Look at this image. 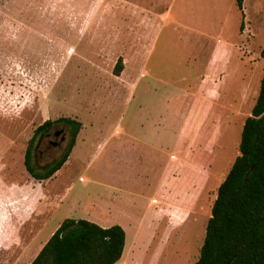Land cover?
Masks as SVG:
<instances>
[{
    "label": "rangeland",
    "instance_id": "374dc122",
    "mask_svg": "<svg viewBox=\"0 0 264 264\" xmlns=\"http://www.w3.org/2000/svg\"><path fill=\"white\" fill-rule=\"evenodd\" d=\"M263 47L264 0H0V264H30L67 218L122 226L115 264H195ZM59 117L83 128L38 180L26 150Z\"/></svg>",
    "mask_w": 264,
    "mask_h": 264
},
{
    "label": "trees",
    "instance_id": "16d2710c",
    "mask_svg": "<svg viewBox=\"0 0 264 264\" xmlns=\"http://www.w3.org/2000/svg\"><path fill=\"white\" fill-rule=\"evenodd\" d=\"M244 1L235 0L238 10H243ZM260 57L264 59V47ZM122 67L119 58L114 74L119 75ZM60 124L69 128L70 141L66 151L50 168L38 171L31 164V147L26 150V169L38 180L52 177L64 165L83 128L77 119H47L36 129L30 146L37 135ZM125 239V230L118 224L101 227L89 220L67 218L30 264H115L122 257ZM228 263L264 264V73L251 114L242 127L239 155L217 188L195 262Z\"/></svg>",
    "mask_w": 264,
    "mask_h": 264
},
{
    "label": "water",
    "instance_id": "95a60500",
    "mask_svg": "<svg viewBox=\"0 0 264 264\" xmlns=\"http://www.w3.org/2000/svg\"><path fill=\"white\" fill-rule=\"evenodd\" d=\"M52 134H54L55 136H56V138H59L60 137V135L61 134H63V136H61V138H59V143H60V145L65 141V138H66V133H65V131L63 130V129H59V130H55L54 132H51ZM68 134H69V141H70V131L68 132ZM53 138V136L51 137V139ZM42 139H43V135H42V133H40L38 136H37V138H36V140H35V142H34V146H33V148H32V151H31V153H32V161H33V163H35L36 164V167L37 168H43L39 163H38V161H37V151L39 150V149H42V146H43V142H42ZM44 140H48V139H44ZM43 140V141H44ZM69 141H68V144H69ZM42 143V144H41ZM68 144H67V146L65 147V149L62 151V153H59V155L58 156H62L63 155V153L66 151V149H67V147H68ZM59 145V146H60ZM58 146V147H59ZM58 147H55V148H58ZM45 153H47V152H45ZM42 156V155H41ZM58 156H56V158H55V160H59L60 159V157H58ZM58 157V158H57ZM50 166V165H49ZM49 166H47V167H49ZM47 167H44V168H47ZM229 264V263H228Z\"/></svg>",
    "mask_w": 264,
    "mask_h": 264
},
{
    "label": "flooded vegetation",
    "instance_id": "af4514ba",
    "mask_svg": "<svg viewBox=\"0 0 264 264\" xmlns=\"http://www.w3.org/2000/svg\"><path fill=\"white\" fill-rule=\"evenodd\" d=\"M51 132H52V129L42 132V135H43L42 142L44 139H48V147H50V148L51 147H53V148L58 147L60 145V143L56 140L57 139L56 136L54 134H52ZM52 136L54 137V139H51ZM61 136H63V134H61L59 138H61ZM46 149L48 150L49 148H46ZM44 154H45V150L39 149L37 151V155H44ZM57 161L58 160H55V158H50L44 165H42L43 168H40V170L44 171V170L50 168ZM47 166H49V167H47ZM44 167H47V168H44Z\"/></svg>",
    "mask_w": 264,
    "mask_h": 264
}]
</instances>
